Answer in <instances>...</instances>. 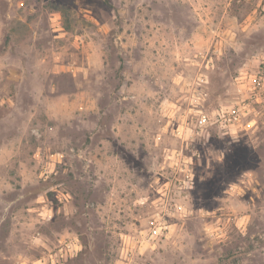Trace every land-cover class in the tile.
<instances>
[{"label": "rangeland", "instance_id": "rangeland-1", "mask_svg": "<svg viewBox=\"0 0 264 264\" xmlns=\"http://www.w3.org/2000/svg\"><path fill=\"white\" fill-rule=\"evenodd\" d=\"M263 60L264 0H0V264H264Z\"/></svg>", "mask_w": 264, "mask_h": 264}, {"label": "clouds", "instance_id": "clouds-1", "mask_svg": "<svg viewBox=\"0 0 264 264\" xmlns=\"http://www.w3.org/2000/svg\"><path fill=\"white\" fill-rule=\"evenodd\" d=\"M199 132L195 133V136H193L192 133H184L182 135V140L184 142V148L187 149L191 155H188L190 158L185 159L183 161L184 168L183 170L187 172V179L189 183H186L184 187H191V181L193 178V170L191 169L192 161L195 159L197 161V164L200 163V157L201 153L196 150V148L193 147L195 143H197L195 137H199V143L203 144L205 146V153L204 158L207 160L206 167L203 168V174L200 176V180L204 181L213 174L214 169V162L220 163V160L222 159V155H218V153H221L222 151L216 150L214 147L208 146L209 138L211 137V133L207 131L208 124L207 122L202 118L199 121ZM221 129H227L226 135L230 136L233 140H235L237 131L236 129L229 123L228 125H225L224 123H221L219 126ZM220 138V136L218 135ZM232 191H236V189H232ZM142 203V201H141Z\"/></svg>", "mask_w": 264, "mask_h": 264}, {"label": "built area", "instance_id": "built-area-1", "mask_svg": "<svg viewBox=\"0 0 264 264\" xmlns=\"http://www.w3.org/2000/svg\"><path fill=\"white\" fill-rule=\"evenodd\" d=\"M253 79H254V82L252 83L253 87L250 88L251 95H253L251 97H255L259 101L260 98L264 96V60L261 63V70L259 74L255 75ZM205 83H206V78L203 75L201 76V78H199L197 84L199 86H202ZM239 104L240 102H237L235 105L215 109L211 114L206 113V111H204L203 108L196 109V111L199 114L198 123L203 118L208 125L209 124L217 125L219 127L221 123H224L225 125H228L230 123L237 130V125L241 121V110ZM198 105L200 106V103L196 104L197 107ZM221 131H224L226 133L227 129L226 128L221 129ZM176 133L178 137H181L183 134L180 128L177 129ZM169 158L172 159L170 161L173 164H178L180 162H183L185 159L189 158V156L183 155L181 156V158L180 156H172Z\"/></svg>", "mask_w": 264, "mask_h": 264}]
</instances>
